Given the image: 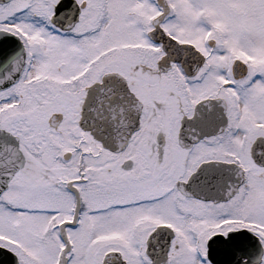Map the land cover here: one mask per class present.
Wrapping results in <instances>:
<instances>
[{"label": "snow or ice", "instance_id": "snow-or-ice-1", "mask_svg": "<svg viewBox=\"0 0 264 264\" xmlns=\"http://www.w3.org/2000/svg\"><path fill=\"white\" fill-rule=\"evenodd\" d=\"M0 264H264V0H0Z\"/></svg>", "mask_w": 264, "mask_h": 264}]
</instances>
